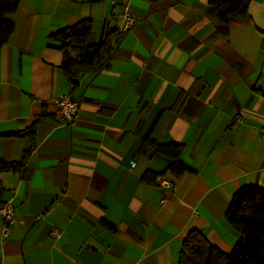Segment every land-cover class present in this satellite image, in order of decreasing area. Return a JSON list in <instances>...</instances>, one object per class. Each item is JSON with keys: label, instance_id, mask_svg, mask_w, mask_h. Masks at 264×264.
Instances as JSON below:
<instances>
[{"label": "crops", "instance_id": "0c3cea01", "mask_svg": "<svg viewBox=\"0 0 264 264\" xmlns=\"http://www.w3.org/2000/svg\"><path fill=\"white\" fill-rule=\"evenodd\" d=\"M121 12L119 0H17L7 16L0 159L33 148L23 172H0V203L18 219L0 264H178L190 229L227 253L239 238L225 217L232 193L264 187V0L228 21L209 0H130L125 30ZM81 20L90 30L70 40L71 57L106 35L113 51L78 77V113L58 123L47 101L70 90L52 34ZM32 125V138L5 134ZM148 132L179 143L192 171L174 175L169 156L140 152ZM147 170L172 186L142 182Z\"/></svg>", "mask_w": 264, "mask_h": 264}, {"label": "trees", "instance_id": "16d2710c", "mask_svg": "<svg viewBox=\"0 0 264 264\" xmlns=\"http://www.w3.org/2000/svg\"><path fill=\"white\" fill-rule=\"evenodd\" d=\"M250 0H209L214 7L216 17L221 21L244 16ZM17 0H0V45L6 42L13 29L8 15L16 10ZM87 20L61 29L52 34L62 50L60 68L68 83L70 93L78 86V77L83 73L96 72L104 67L113 51L111 39L106 35L101 41L81 46L77 57L69 55L70 40L81 41L89 33ZM260 91V89L258 88ZM261 92V91H260ZM262 93V92H261ZM263 94V93H262ZM34 125L27 129L8 131L6 135L27 134L31 138ZM33 148L31 144L23 150L17 161L0 159V172L12 170L23 172L27 157ZM139 151L157 155L169 156L171 162L164 171L179 175L192 168L183 163L180 158L182 146L174 141L159 143L148 132L139 144ZM160 172L159 174L163 173ZM157 174L144 171L140 180L153 183ZM226 220L238 231L239 238L227 253L222 252L211 244L198 229H190L181 241L177 254L178 264H264V187L256 184L239 186L231 195L225 211Z\"/></svg>", "mask_w": 264, "mask_h": 264}, {"label": "built area", "instance_id": "2783aa9c", "mask_svg": "<svg viewBox=\"0 0 264 264\" xmlns=\"http://www.w3.org/2000/svg\"><path fill=\"white\" fill-rule=\"evenodd\" d=\"M122 12V29H128L132 26L134 19L129 12L130 0H119ZM259 89L264 94V78L259 83ZM47 104L50 106V111L54 120L58 123L69 124L71 123L78 113V103L72 97L71 93H64L59 96H54L48 99ZM262 137H264V131H261ZM134 162L131 163V166ZM155 180L162 186H172L173 181L170 176L165 173L157 174ZM17 211L13 206L11 200H5L0 203V241H4L10 234V228L16 226L18 223ZM50 235L53 238H58L60 231L57 228H52Z\"/></svg>", "mask_w": 264, "mask_h": 264}]
</instances>
